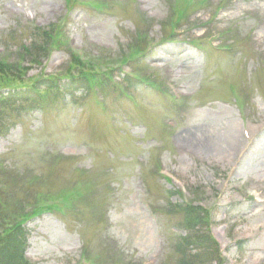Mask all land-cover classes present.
<instances>
[{
  "label": "rangeland",
  "instance_id": "374dc122",
  "mask_svg": "<svg viewBox=\"0 0 264 264\" xmlns=\"http://www.w3.org/2000/svg\"><path fill=\"white\" fill-rule=\"evenodd\" d=\"M177 1L0 0V50L11 49V61L33 43L31 23L57 31L42 65L0 74V90L41 88V107L10 112L0 134L2 198L12 218L26 208L35 264H179L186 232L172 204L192 199L209 210L216 264H264V0ZM175 18L189 32L166 42ZM148 32L156 46L130 62ZM218 33L233 51L192 42ZM70 48L113 62L87 64L98 78L90 86ZM142 73L163 93L138 82L128 89L122 74ZM162 81L183 96L181 108ZM63 196L69 206L47 209Z\"/></svg>",
  "mask_w": 264,
  "mask_h": 264
},
{
  "label": "trees",
  "instance_id": "16d2710c",
  "mask_svg": "<svg viewBox=\"0 0 264 264\" xmlns=\"http://www.w3.org/2000/svg\"><path fill=\"white\" fill-rule=\"evenodd\" d=\"M55 25H52L51 31L44 28L36 27L31 30L33 43L29 45H21L20 51L16 58L11 61L9 58L0 57V74L7 76L13 68H18L21 71L27 72L29 69L26 64L42 65L44 59H47L51 53V48L55 39ZM59 28V25H57ZM53 31V32H52ZM63 46L61 42L56 45L59 49ZM139 46V45H138ZM71 52V51H70ZM74 64L78 67L86 69L90 86L95 84L96 78L91 75V70L87 68V64H101L95 61H83L78 55L74 54ZM101 76H109V73L96 72ZM13 75V73H12ZM104 78V77H102ZM50 89L57 90L56 86H50ZM8 93H2V90H8ZM0 90V134L9 128L10 112L21 108L26 103H32L37 107H41L43 99L39 91L33 85L29 88L11 87ZM76 90V89H75ZM36 94L38 97H36ZM3 175L0 169V178ZM2 184V185H1ZM8 190L4 183H0V264H33L26 256L29 249V230L25 225V220L16 221L18 217H25V208L22 214H16L15 219L8 211L9 207L3 201L2 195L4 190ZM173 207V206H172ZM183 214V222L181 228L186 232L181 236L179 243V251L181 254L179 264H215L220 260L219 247L215 241L210 229L209 212L199 206L194 205H177L176 206Z\"/></svg>",
  "mask_w": 264,
  "mask_h": 264
},
{
  "label": "bare ground",
  "instance_id": "6f19581e",
  "mask_svg": "<svg viewBox=\"0 0 264 264\" xmlns=\"http://www.w3.org/2000/svg\"><path fill=\"white\" fill-rule=\"evenodd\" d=\"M168 54H171V55H173L174 57H176V55H175V53L173 52V50H170L169 52H168ZM200 135H202V136H205V134L206 133H203V132H200L199 133ZM181 137H184V135H181ZM179 138V137H178ZM241 139H235V140H233L232 141V143H231V146H237V144H240V141ZM209 141H206V146H207V148H210L212 145H210L209 143H208Z\"/></svg>",
  "mask_w": 264,
  "mask_h": 264
}]
</instances>
